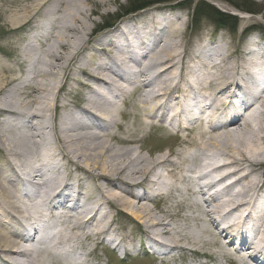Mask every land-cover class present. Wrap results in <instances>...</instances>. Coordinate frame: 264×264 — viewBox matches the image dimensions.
<instances>
[{
    "label": "bare ground",
    "instance_id": "1",
    "mask_svg": "<svg viewBox=\"0 0 264 264\" xmlns=\"http://www.w3.org/2000/svg\"><path fill=\"white\" fill-rule=\"evenodd\" d=\"M97 1L106 3L71 1L76 12L60 19L62 30L59 28L53 44L44 52L49 60L45 68L34 66L35 45L53 26L51 17L61 12L62 0H34L23 8L21 16H15L13 28L31 23L41 12L44 20L16 54V63L28 66L30 74L10 83L12 92L31 89L27 95L30 101L13 108L17 101L8 90L0 102V116L8 125V131L0 135V264H90L99 260L95 254L100 247L114 254H133L124 237L112 240L114 222L107 212H99L103 202L93 208L86 200L95 192L107 195L101 183L112 190L105 205L135 226L137 233L128 244L138 242L137 252L145 253L150 246L156 251L154 257L164 264L178 260L219 264L226 258L230 264H247L248 253L252 261L264 264V202H257L264 188V90L258 88L256 78L246 81L257 66L255 58H264V48L252 45L232 59L234 54L228 49L201 39L199 45H189L179 52L181 20L164 13L179 7H169L155 15H141L97 42L115 53L105 49L103 57L81 56L97 37H91L90 43L82 42L81 51H71L66 33L81 34L72 25L83 26L87 16L81 7H92ZM89 13L97 12L91 8ZM61 51H65L62 56ZM61 60L66 62L65 74L71 64L81 62L79 72L96 84L71 110L60 99L65 86L55 81L49 87L38 83L40 78H55L58 73L53 72L57 68L54 62ZM5 85L0 83V93ZM234 96L243 97V101L232 103L229 100ZM135 97L139 130L122 121L127 114L119 107L120 101L127 106ZM189 99L203 109L202 113L191 114ZM242 108L246 110L240 116ZM51 109L58 112L51 123L55 143L44 125ZM15 118L27 130L16 126ZM153 131L170 133L169 137L178 140V150L163 144L158 151L166 148L167 154L151 148L150 158H146L138 152L146 145L142 140ZM138 132L143 134L141 138L128 137ZM110 141L125 148H114ZM9 158H13V164ZM28 160L32 162L26 166ZM64 164L75 171L67 168L63 177L60 168ZM109 164L112 169L107 171ZM97 170L99 173H95ZM79 171L82 178L75 176ZM130 177L133 180H127ZM85 178H90L94 188L86 190L81 200ZM150 201L163 204L157 209L161 213H198L201 216L192 221L198 219L201 225L193 234L173 233L166 219L147 217ZM136 206L146 216L144 220ZM32 225L39 226L34 229ZM39 227L34 242L30 235ZM211 249H217L218 255Z\"/></svg>",
    "mask_w": 264,
    "mask_h": 264
},
{
    "label": "rangeland",
    "instance_id": "2",
    "mask_svg": "<svg viewBox=\"0 0 264 264\" xmlns=\"http://www.w3.org/2000/svg\"><path fill=\"white\" fill-rule=\"evenodd\" d=\"M72 0H62V7L59 9L61 12L56 14V16H52L51 20L53 21V26L51 29L47 30V33L45 35H41L40 41L35 45V51H34V66L36 68H45L44 65L47 61H49L45 56V50L48 46L52 45L54 42V36L58 35L61 29L60 19L64 18V15H66L68 12H76V9H73L71 6ZM152 0H146V2H149ZM200 1H203L207 3L208 5L213 6L215 9H218L222 12H226L229 14H232L235 16V19L232 20L229 24L225 26H218V24H213L209 19H192V12L194 11L196 4H198ZM34 2V0H0V83L6 84L0 93V102L2 99H4V96L6 95V92L9 90L12 92L13 85H11V81L14 78L18 77H24L27 76V74H30V70H28V66L21 67L16 63V54L20 52V48L25 41V39L31 35L36 26L44 20V14L43 12L37 14L33 17L32 22L29 24H19L17 27L13 28L15 26L16 22L14 19L17 16H21L23 14V8L26 6L31 5ZM255 5H249V4H243V1L241 0H172V2L169 3H158L154 4L148 8H145L142 12L135 13V15L128 16L123 21L132 19L137 21V19L141 18V15H145L146 13H154L157 11L165 10L167 11V7H173L174 5H182L186 8H178L176 10L170 11V12H164L167 14H171V18L174 15V19L181 20L182 24V36L180 41V48L178 49L179 52H182L183 50H187L189 48V45H199L202 39L204 42L211 41L213 44H220L225 49H228L230 52L234 54L232 59L237 56L238 52L239 54H242L245 49H251L252 45L256 46V48L261 49L264 48V20L262 15L260 14H248L245 12H238L234 8L230 6V3H234L237 6L245 7L248 9H255L256 11L261 10L264 6V0H251ZM84 7H81V10L84 12V15L87 16V18L84 20L83 26L80 25H72L74 27H78L81 31V34L79 35H73L66 33V40L71 43L70 48L71 51L80 50L83 48L82 42H92L91 37L93 36L94 32L99 28L102 27L106 23H113L114 19L117 16H121L124 11L128 7V1L127 0H106L105 4H101L97 1V4L90 7L83 5ZM95 10L97 13L94 15H91L89 13V9ZM16 16V17H15ZM60 28V29H59ZM117 28V27H116ZM62 30V29H61ZM248 33H245L246 31H249ZM260 32H259V31ZM166 33L163 32L162 35H165ZM205 34V35H204ZM49 35V36H48ZM102 35V34H101ZM33 36V35H32ZM100 36V34L97 36V38ZM34 37V36H33ZM96 38V39H97ZM95 39V40H96ZM164 39V38H163ZM90 49L89 51H83L81 56H85L86 54L92 55L93 57H103L101 52L106 50H111V47H106L104 45L100 46L95 41L93 43H90ZM87 47V46H86ZM84 47V48H86ZM89 48V47H88ZM114 51V50H112ZM111 53V51H110ZM115 53V51L113 52ZM111 53V54H113ZM65 54V51H61V56ZM79 58H77L75 61H78ZM51 61V60H50ZM97 62V61H96ZM95 62V63H96ZM63 62L62 60L60 62H54V65L57 67L53 72H57L58 74L56 77L52 78H40L38 83L39 85L48 86L53 85L54 81L55 84L59 86H65L64 92L60 93V99L64 101L66 104H68V109L71 110L73 108V104H81L83 101L84 92L88 93L89 89L96 88V84L93 82V80L88 79V77L84 76L81 72H79V66L81 65V62H78L75 66L71 64L70 70L65 74V71L63 70V67L66 65V62L63 63V66L59 68V65H61ZM50 64V62H49ZM51 65V64H50ZM70 80L68 79V75L71 73ZM34 74V73H33ZM32 74V75H33ZM247 77V76H246ZM33 83V81H31ZM33 84H37L35 81ZM85 87V88H84ZM31 93V89H27L24 91V93L21 92H12L14 95V98L16 99V103L13 106V108H21L25 104V102L30 101L28 94ZM25 97L27 99H25ZM41 99V98H40ZM39 99V100H40ZM130 102L129 105L125 106L124 101L119 102V107L121 111L126 113L127 115L122 117V121L126 123L127 126L133 125L135 130H139L138 124V112L134 110L133 104L137 101V97L129 99ZM13 103V102H12ZM56 113L55 110L51 109L47 112L46 121L44 122V125L47 126L46 128L47 134L51 138L52 143H55L54 141V134L51 130V123L55 122ZM3 117L0 116V135H4L8 131V125L3 122ZM13 123H15L16 126L19 128L25 127L22 125L21 120H18V118H15L13 120ZM25 130H27V127H25ZM4 131V132H2ZM168 132V131H167ZM147 133V132H146ZM169 133V132H168ZM119 136L122 135V132L118 133ZM143 134L138 132V134H134L128 137H138L141 138ZM169 134H166L164 131H153L149 135L146 134L144 136L145 139L142 140L143 144H146L145 146H142V150H137L138 152L143 153V155L146 158H150L149 151L151 148H155V150L158 152V154H167V149L164 148L162 150L158 147L163 144H169L170 146H173L174 150L177 149V139H174L172 137H169ZM4 140H6L4 138ZM144 141V142H143ZM8 143V142H6ZM109 144L111 146L119 147L120 145H117L115 141H110ZM121 148H125L123 146H120ZM157 148V149H156ZM138 149V148H137ZM37 157L38 154H37ZM36 157V158H37ZM3 157L0 156V162L3 160ZM35 158V159H36ZM40 159V158H37ZM9 161L13 164V158H9ZM32 160H28L26 166H29L31 164ZM25 166V167H26ZM110 167V168H109ZM67 168L74 170V167L68 166L64 164L63 167L60 168V173L63 177H65ZM107 171H110L112 169V164H109V166L106 167ZM119 169V167H118ZM65 173V174H64ZM82 172H76L75 176L82 178L83 174ZM95 173H99V171H95ZM73 177V176H72ZM73 177V178H76ZM70 178V177H68ZM136 178V176H134ZM127 180H133V178H127ZM60 184V183H59ZM58 183L56 185H59ZM101 186L103 188V192H106L109 196H102L100 193L95 192L92 197L86 199L90 201L91 207L98 206L99 202H103V207L99 210L100 213H108V218L110 221L112 220L113 228L112 230L115 231V237L114 239H119L120 237H124L125 245L127 247L133 248V255L132 260L128 259L127 255H123V252H118L114 255H109V252L105 248H99L96 251L95 256L99 258L98 264H164L161 263L160 260H151L148 257L147 252H137L136 246H138L137 243H129L128 241H132V237L136 235L137 230L135 229V226L131 225L130 220H127L122 215L117 213L116 209H110L108 204L105 205L106 202H109L110 198V192L109 189H105L104 183H101ZM58 187V186H56ZM91 188H94L93 182L90 180V178H85V188L82 190L83 198L81 200L85 199L86 196V190L92 191ZM115 193L117 195L123 196L122 193L114 189ZM138 191V189L136 190ZM36 195L33 197L35 198ZM107 197V199H106ZM177 197L179 195L177 194ZM32 198V199H33ZM112 199V198H111ZM175 203V201H173ZM147 207L150 210V214L147 217H155L158 219H166V222L171 225V229L174 232L180 231L184 235L193 234L197 231L198 227H200V223L198 219L195 221H192L193 218L196 216H201L198 213H194L193 211H186L183 213H178L177 211H171L170 213H161L157 209L160 208L163 204L160 202L159 204L155 205V201L153 202H147ZM168 205L172 206L171 202H168ZM95 207V208H96ZM156 209H155V208ZM94 208V207H93ZM137 208V214L142 213L141 219L144 220L146 216L143 215V212L139 210V207ZM97 209V208H96ZM124 211V209L122 208ZM126 212V211H125ZM128 216V213H125ZM175 216V217H172ZM132 218V217H131ZM134 220V219H133ZM135 223L138 222V220H134ZM142 229V227H140ZM161 239V238H160ZM127 240V242H126ZM165 241L164 239H162ZM112 242V241H110ZM110 242H106L105 244L110 245ZM166 243V242H165ZM229 248V246H226ZM107 248V247H106ZM229 250V249H228ZM231 250V249H230ZM217 252V249H211L210 252L215 253ZM218 255L217 253H215ZM138 255L139 258H137ZM127 256V259L126 257ZM145 256V257H144ZM125 257V262H122L123 258ZM143 258V259H141ZM219 258V257H218ZM238 258V256L236 257ZM226 260H220L219 264H228L225 263ZM96 260H91L90 264H95ZM204 260H200L198 262H195L194 264H202ZM171 264H186L182 261H170Z\"/></svg>",
    "mask_w": 264,
    "mask_h": 264
},
{
    "label": "trees",
    "instance_id": "3",
    "mask_svg": "<svg viewBox=\"0 0 264 264\" xmlns=\"http://www.w3.org/2000/svg\"><path fill=\"white\" fill-rule=\"evenodd\" d=\"M128 1V7L127 9L124 11V13L121 16H117L113 23L115 21H117V19H119L122 16H127L131 13H136L138 11H141L153 4L156 3H162V2H168L169 0H152L149 2H146V0H127ZM243 1V4H249V5H255L253 2H251V0H241ZM230 6L232 8H234L235 10L239 11V12H245L248 14H260L263 17L264 20V6L262 8H260L261 10L256 11L255 9H248L245 7H240L237 6L234 3H230ZM209 19L211 22H213L214 24H219L221 26H226L227 24H229L232 20L235 19V17L229 15V14H225L217 9H215L213 6L208 5L207 3L200 1L198 4H196V7L194 9V19ZM113 23H106L104 24V27H109L111 24Z\"/></svg>",
    "mask_w": 264,
    "mask_h": 264
}]
</instances>
